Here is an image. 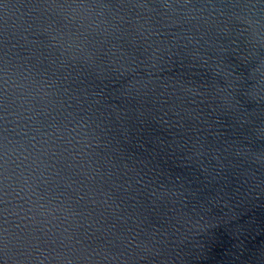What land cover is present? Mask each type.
<instances>
[{"label":"water","instance_id":"obj_1","mask_svg":"<svg viewBox=\"0 0 264 264\" xmlns=\"http://www.w3.org/2000/svg\"><path fill=\"white\" fill-rule=\"evenodd\" d=\"M0 264H264V0H0Z\"/></svg>","mask_w":264,"mask_h":264}]
</instances>
